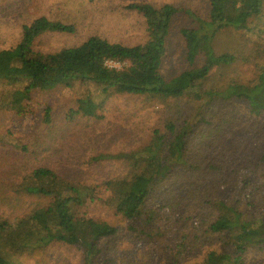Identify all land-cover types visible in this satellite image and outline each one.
<instances>
[{
    "label": "trees",
    "instance_id": "16d2710c",
    "mask_svg": "<svg viewBox=\"0 0 264 264\" xmlns=\"http://www.w3.org/2000/svg\"><path fill=\"white\" fill-rule=\"evenodd\" d=\"M206 7L201 17L171 4L131 3L124 9L144 20L142 43L96 35L54 53L37 50L38 39L78 29L69 17H39L0 49V113L32 114L50 93L73 102L61 123L47 106L29 135L0 127V264L52 244L82 251L83 264H264V0ZM178 16L188 22L179 32L185 58L168 74ZM229 30L238 40L218 53L215 41ZM221 68L245 75L215 81ZM119 95L189 109L184 115L186 104L176 103L172 119L142 133L134 117L124 120L119 148L99 150L106 142L94 138L96 129ZM20 196L34 197L36 207L17 212ZM95 206L120 219L136 242L130 254L119 248L115 226L91 216Z\"/></svg>",
    "mask_w": 264,
    "mask_h": 264
},
{
    "label": "rangeland",
    "instance_id": "374dc122",
    "mask_svg": "<svg viewBox=\"0 0 264 264\" xmlns=\"http://www.w3.org/2000/svg\"><path fill=\"white\" fill-rule=\"evenodd\" d=\"M207 0H0V49L8 48L19 41L21 36V26L27 24L39 17L49 19H61L74 23L78 29L76 35L47 34L42 36L36 42V49L43 53H54L61 49L76 46L91 36H100L113 43H122L131 46L142 41L146 37L145 23L141 16L130 12L125 8L131 3H148L159 7L171 4L176 8H188L193 13L205 17L208 14L206 7ZM62 16V17H60ZM65 16V17H64ZM73 19V20H71ZM172 26L169 41L167 43L168 59L165 62V70L168 74H174L181 69L179 65L185 58V48L182 43V37L179 32L188 26V22L183 16H178ZM237 35L233 31H223L215 41L216 51L218 53L225 51L236 42ZM111 67L119 68L120 65L110 64ZM183 68V67H182ZM233 69L221 68L213 74L215 81L223 80V75L231 74L244 76V68ZM232 75V74H231ZM138 96L119 95L117 99L109 101L103 111L102 130H97L94 138L100 144L106 142L105 147L100 146L99 150H110L113 147L119 148L116 142H119L126 132L122 123L124 120L133 118V126L137 127L142 133L143 128L154 127L159 118L172 119L177 109L176 103L186 104L180 101H171L167 106L155 103L143 105ZM51 108V117L57 122H62L64 115L73 107L70 98H65L57 93H50L36 99L32 106L33 113L17 115L15 113H0V127L11 129L12 131L29 135L34 132L43 121L45 108ZM189 107L182 110L186 115ZM130 122V121H129ZM131 123V122H130ZM113 132H121L119 137L113 135ZM74 134L73 132L70 135ZM147 134V133H146ZM111 136L112 139L111 140ZM94 142V141H93ZM116 143V144H115ZM91 141L86 145L91 147ZM100 168V167H99ZM98 169V168H97ZM105 169H100L99 175L106 174ZM37 200L34 197L20 196L18 209L20 211L30 212L36 207ZM91 216L96 220L104 221L115 226L118 231V245L125 254H130L133 245L136 243L130 239L125 231V226L120 219L115 218L113 213L95 206L91 210ZM162 223L157 222V227ZM149 246L154 249L150 244ZM154 254V252H153ZM149 253L152 261L154 255ZM260 256L257 252L252 255L254 258ZM17 264H83L82 251L75 248L63 247L59 244H52L46 249L36 251L34 254H24L16 259ZM149 263H152L149 259ZM114 264H117L114 263Z\"/></svg>",
    "mask_w": 264,
    "mask_h": 264
}]
</instances>
